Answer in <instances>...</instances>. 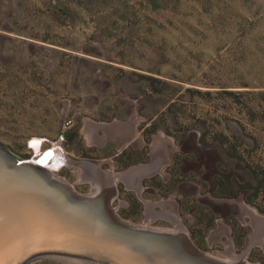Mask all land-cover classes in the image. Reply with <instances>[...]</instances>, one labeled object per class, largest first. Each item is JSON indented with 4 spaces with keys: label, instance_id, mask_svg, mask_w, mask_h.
<instances>
[{
    "label": "rangeland",
    "instance_id": "1",
    "mask_svg": "<svg viewBox=\"0 0 264 264\" xmlns=\"http://www.w3.org/2000/svg\"><path fill=\"white\" fill-rule=\"evenodd\" d=\"M263 91L264 0H0V142L23 157L32 138L37 151L36 138L70 135L69 151L101 157L86 123H116L119 171L166 147L143 198L176 201L193 245L220 258L227 236L236 254L245 247V207L264 216ZM119 186L128 221L143 224L142 203ZM219 222L230 230L211 241ZM248 261L264 264L263 251Z\"/></svg>",
    "mask_w": 264,
    "mask_h": 264
},
{
    "label": "water",
    "instance_id": "2",
    "mask_svg": "<svg viewBox=\"0 0 264 264\" xmlns=\"http://www.w3.org/2000/svg\"><path fill=\"white\" fill-rule=\"evenodd\" d=\"M34 157L0 142V264H224L183 234L117 219L102 192L77 193Z\"/></svg>",
    "mask_w": 264,
    "mask_h": 264
},
{
    "label": "bare ground",
    "instance_id": "3",
    "mask_svg": "<svg viewBox=\"0 0 264 264\" xmlns=\"http://www.w3.org/2000/svg\"><path fill=\"white\" fill-rule=\"evenodd\" d=\"M86 125H87L88 130H89L90 142L97 144V145H100L105 150L111 149V148L121 149L122 147H124V145L127 144V140H126L127 137L125 134H123L124 131L114 127V125H117L116 123L114 125L110 126L108 124H99V123H95V122L88 120ZM128 127L129 126H124V127H122V129L128 130ZM99 130H102L104 132V136H102V137L97 136V134H98L97 132ZM120 133H122V135ZM119 138H120V140L118 141ZM34 139L35 138L30 139V141L28 143V148L32 151L33 155L35 156L34 158H32L31 162L33 164L42 166L43 169L50 171L51 173L60 171L62 169V166L64 163L62 161V159H64V158H63L62 151H60L58 148L59 144L54 143L53 147H48V148H46V150L41 151V149H39L41 146L40 138H36L39 141L38 150L36 151L32 147V143H33L32 141ZM160 147L161 148L153 147V149H152L153 162L150 165H146V166L140 167L136 170H133L132 173H130L127 177L115 179L116 175H112L110 180H108V181L105 180L104 182H101V183H103V187L100 186V183H98V184L95 183V180H94V182H92V185L94 187H96V188L98 186L101 187V189H102L101 195L102 196H100V197H103L104 200L106 198V202H107L106 204L108 207L110 206L111 199L114 195V191H115L114 190V184H116L117 181L123 180L127 184L126 187L130 188V189L133 188L140 197V192L135 186V183H137V182H135L136 179L138 177H148V176H152L156 173L162 172L161 171L162 168L169 162V157H168V152H167L166 147H164V146L162 147V145ZM89 170H90V168L88 169L86 166H82V167L80 166L79 168H75V173L77 175H79V178H80L79 180L90 181L91 177L87 178L90 176L89 175L90 173L88 172ZM141 198L143 199V197H141ZM145 206H146V213H148V214H147V217H146L145 221L143 222V224H134L132 222H130V223H132L133 225H135L137 227H141V228L156 229V227L151 226V222L155 218H164V219H167L168 221L172 222V224H173L172 228H163L164 230H169V231H173L176 233H180V234H183L184 236H187V238H189L187 230L182 226V222L179 219V217L171 215L168 212L172 208H176L175 202L173 200L164 201V202L159 203V207L162 210L160 212H156L154 215L152 213H153V211H155L156 204L145 202ZM110 208H111V206H110ZM244 209L246 211L244 213H245V215H247L250 218L251 226L254 229V236H255L254 240L256 241V244L261 245L264 248V219H261L260 215L257 212L253 211L252 209H250L248 207H245ZM111 211L116 216L115 210L111 209ZM116 218L119 220L122 219V218H119L118 216ZM222 230L224 231V226L222 224H219V229L217 231L213 232L211 237H210L211 241L218 239ZM192 245H193V243H192ZM226 247H227V250L223 253L225 258H220V257L214 256V255H211L209 253H204V254L207 257H210L211 259L217 260V261L222 262L224 264H249L248 262L245 261V259L242 256H238L235 254L230 242H228L226 244ZM66 263L81 264V263L70 262V261H68Z\"/></svg>",
    "mask_w": 264,
    "mask_h": 264
},
{
    "label": "flooded vegetation",
    "instance_id": "4",
    "mask_svg": "<svg viewBox=\"0 0 264 264\" xmlns=\"http://www.w3.org/2000/svg\"><path fill=\"white\" fill-rule=\"evenodd\" d=\"M120 134L122 135V133H120ZM71 139H72V136L69 135L66 140L64 139L65 140L64 141V145H61V146L59 145L58 146L59 150L62 151L63 158H64V159H62V161L64 163H63L62 169L60 171H58V172H52V175L55 178L64 181L69 186L72 185L71 187L77 193L90 194L94 190L102 192L101 187H103V183H101V182H104L105 180L106 181L110 180L112 175H116L115 179L124 178V176L127 177L130 173H132V172H130L132 168L139 166V164H138V165H134V166H131V167H127L126 169L119 171L118 170V164H115L114 161L112 160V157H110V155H109L110 149L105 150V149L99 147L97 144H94V146H97L99 148V150H101V152H102L101 157H96V155L83 154L82 152L80 154H77V153L75 154L73 151H69L68 150V147H69L68 143L71 142ZM119 140H120V138L118 139V141ZM42 141H43L42 146L44 144H46V143H48L49 145L46 146L44 149H41L42 148V146H41L40 147L41 151L46 150V148H48V147H53L54 146V144L51 145V143L49 141H46V140H42ZM158 146H160V145H158ZM30 156H33V154H28L27 157H30ZM151 157H152V151H151ZM152 162H153V158H152ZM80 166L81 167L82 166H86L88 169L90 168V170L88 171L90 173L89 174L90 176L88 175L89 177H87V178L91 177L90 181H88V180H79L80 178H79V175H77L75 173V168H79ZM144 166H146V165H144ZM138 168H140V167L134 168L132 170H136ZM70 176L72 177L73 182H71ZM145 178L146 177H138L136 179V181H135V182H137V183H135V186L140 192V197H139V195L137 194V192L133 188L132 189L127 188L126 187L127 184L123 180L122 181L119 180V181L116 182V184H114V190L115 191L113 190L114 191V195H113V197L111 199L110 206H111V209L115 210L116 216L128 221V219H131V218H133V216L136 215L135 212L133 213V207H132V204H131V203H133V200H131V199L127 198V197L126 198L123 197V193L121 192V187L119 186V185H121L123 187L122 190H124L125 192H130L131 191V192L135 193L136 199H138L143 205L142 215L144 217V220L146 219L148 213H146L145 202H147V201H145L144 198L143 199L141 198V197H143L144 190L147 189V187H143V179H145ZM94 180H95V183H97V184L100 183L101 187L100 186H98L97 188L94 187L92 185V182H94ZM167 184L170 185V182L169 183L167 182ZM162 202H164V201L162 200ZM174 202H175V205H176V209L174 208V209H171V210L176 212L178 210V204H177L176 201H174ZM148 203H150V201ZM160 203H161V201H160ZM153 204H156L155 208H159L160 211L162 210L159 207V203L158 202H153ZM120 208L126 209L127 212L126 213H120L119 212ZM171 210H170V212L169 211L168 212L171 215H174L173 213H171ZM157 212H159V211H157ZM155 213H156V211H153L152 214L154 215ZM174 216H178V215L175 214ZM260 218L264 219V216L260 215ZM156 219H158V218H156ZM162 219H164V218H162ZM164 220H166V219H164ZM166 221H168V220H166ZM219 224H222L224 226V229H226L225 231H229L230 230L222 222H219ZM219 224H218L217 229L219 228ZM171 226L173 227L172 223H171ZM182 226L185 229H187L183 225V223H182ZM244 226H246V227H248L250 229V233L247 235V242L245 243L244 249L241 251V253H239V255L236 254V253L235 254L238 255V256H242L245 259L246 262L250 263L248 261V256H249L250 252L255 247H259L264 253V248L261 245L256 244V241L254 240V237H255L254 236V229L251 226L250 218H249V223L248 224H244ZM157 228H169V227H157ZM222 236H221V238H222ZM227 238H228V240H227L226 244L228 242H230L231 245H232V248H233V246H234L233 242L229 239V236H227ZM226 248L227 247H225V249ZM250 264H252V263H250ZM257 264H259V263H257Z\"/></svg>",
    "mask_w": 264,
    "mask_h": 264
},
{
    "label": "trees",
    "instance_id": "5",
    "mask_svg": "<svg viewBox=\"0 0 264 264\" xmlns=\"http://www.w3.org/2000/svg\"><path fill=\"white\" fill-rule=\"evenodd\" d=\"M223 92H224L225 95L232 96V97H236V96L239 95V93L236 94V93H234L232 91H223ZM260 96H262L264 98V91L260 93ZM231 148H233V147L232 146L228 147V149H231ZM27 156H28V154H24L23 157H27Z\"/></svg>",
    "mask_w": 264,
    "mask_h": 264
},
{
    "label": "built area",
    "instance_id": "6",
    "mask_svg": "<svg viewBox=\"0 0 264 264\" xmlns=\"http://www.w3.org/2000/svg\"><path fill=\"white\" fill-rule=\"evenodd\" d=\"M41 140H46V141H48L47 139H45V138H41ZM64 137L63 136H59L58 137V139L54 142V143H57V144H59L60 146L61 145H64ZM51 143V145L52 144H54L53 142H50Z\"/></svg>",
    "mask_w": 264,
    "mask_h": 264
},
{
    "label": "clouds",
    "instance_id": "7",
    "mask_svg": "<svg viewBox=\"0 0 264 264\" xmlns=\"http://www.w3.org/2000/svg\"><path fill=\"white\" fill-rule=\"evenodd\" d=\"M40 142H41V146H42V144H43V141H42L41 139H40ZM41 146H40V147H41ZM39 149H40V148H39Z\"/></svg>",
    "mask_w": 264,
    "mask_h": 264
},
{
    "label": "crops",
    "instance_id": "8",
    "mask_svg": "<svg viewBox=\"0 0 264 264\" xmlns=\"http://www.w3.org/2000/svg\"><path fill=\"white\" fill-rule=\"evenodd\" d=\"M133 123V122H132ZM122 150V149H121Z\"/></svg>",
    "mask_w": 264,
    "mask_h": 264
}]
</instances>
